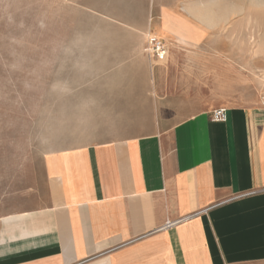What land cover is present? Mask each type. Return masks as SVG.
I'll return each instance as SVG.
<instances>
[{"label":"crops","instance_id":"crops-1","mask_svg":"<svg viewBox=\"0 0 264 264\" xmlns=\"http://www.w3.org/2000/svg\"><path fill=\"white\" fill-rule=\"evenodd\" d=\"M71 1L97 21L83 63L136 67L127 105L117 86L102 109L89 96L87 136L45 153L43 186L1 211L0 264H264V106L212 121L216 108L186 115L162 99L169 47L201 37L180 0Z\"/></svg>","mask_w":264,"mask_h":264},{"label":"rangeland","instance_id":"rangeland-1","mask_svg":"<svg viewBox=\"0 0 264 264\" xmlns=\"http://www.w3.org/2000/svg\"><path fill=\"white\" fill-rule=\"evenodd\" d=\"M178 4L201 37L190 43L180 37L178 47H169L162 99L186 115L263 106L264 0ZM92 23L71 0H0V213L43 186L45 153L87 136L90 95L102 109L117 86L127 105L135 66L83 63L77 44Z\"/></svg>","mask_w":264,"mask_h":264},{"label":"built area","instance_id":"built-area-1","mask_svg":"<svg viewBox=\"0 0 264 264\" xmlns=\"http://www.w3.org/2000/svg\"><path fill=\"white\" fill-rule=\"evenodd\" d=\"M145 51L147 52V54H149L152 58H154L157 61L162 62V61H165V59L167 58L168 49H167L165 42L162 39L154 35L147 36ZM210 119L212 121H225L226 119L225 109L224 108L214 109L211 112ZM252 193H255V191H250L242 195H247V194H252ZM178 221H175V222L167 221L162 227L169 228L173 226L175 223H177Z\"/></svg>","mask_w":264,"mask_h":264},{"label":"bare ground","instance_id":"bare-ground-1","mask_svg":"<svg viewBox=\"0 0 264 264\" xmlns=\"http://www.w3.org/2000/svg\"><path fill=\"white\" fill-rule=\"evenodd\" d=\"M261 102H262V105L264 106V100H263V99H262V101H261Z\"/></svg>","mask_w":264,"mask_h":264}]
</instances>
